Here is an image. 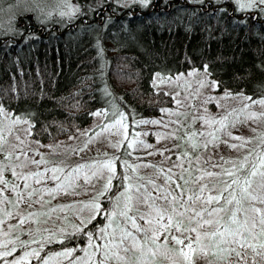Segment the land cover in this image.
I'll return each mask as SVG.
<instances>
[{
  "label": "trees",
  "instance_id": "trees-1",
  "mask_svg": "<svg viewBox=\"0 0 264 264\" xmlns=\"http://www.w3.org/2000/svg\"><path fill=\"white\" fill-rule=\"evenodd\" d=\"M77 2L80 11L69 22H43L30 12L0 31V107L32 120L36 145L79 136L94 112L113 103L130 129L137 120L174 116L176 97L152 84L157 71L175 76L206 65L218 92L264 98V11H241L236 0H136L125 8L115 0ZM122 174L118 168L99 200L108 212L107 196L117 193ZM107 226L99 215L81 228ZM84 231L40 236L21 229L14 236L42 241V256L71 248L79 256L88 246ZM16 248V257L30 250Z\"/></svg>",
  "mask_w": 264,
  "mask_h": 264
},
{
  "label": "snow or ice",
  "instance_id": "snow-or-ice-1",
  "mask_svg": "<svg viewBox=\"0 0 264 264\" xmlns=\"http://www.w3.org/2000/svg\"><path fill=\"white\" fill-rule=\"evenodd\" d=\"M139 2L146 4L148 0ZM236 3L241 11L248 9L264 11V0H236ZM69 7L70 11H61L60 15L71 17L79 11L71 5ZM204 69L207 73L206 65ZM204 83L202 81L201 86H204ZM208 83L212 87H219L215 81ZM237 96L264 109V98L252 100L242 93ZM250 104H245L243 108L248 109ZM0 113H4L2 107ZM235 113L236 109H232L219 119L208 115L199 117L205 129L198 133L187 132L186 142H190L191 149H201L204 152H208L210 146L217 147L219 143H223L238 150L241 153L239 156L229 160L220 156L214 160L213 154L208 152L207 159L201 160L199 154L193 159L192 155L185 151L178 156V162L166 170L158 169L151 177L124 174L117 193L114 196H107L112 203L110 212L102 208L99 200L112 189V182L117 174L114 163L117 157L77 164L65 172L63 162L57 164L43 157L40 160L27 157L26 148L21 147L25 140L20 131L28 136L31 135L30 128L17 130L14 127L21 123L27 124V121L12 116L9 125L4 126L0 122V152L8 146L11 150L7 151V159L12 161L15 155V163L10 168L0 161V184L8 183L3 178V173L8 170L17 176V179L25 181L23 187L28 189L26 195L19 192V185L12 184V190L17 191L19 195L18 203L23 201L25 206L30 208L32 203L39 202L31 199L37 192H57L68 188L74 191L77 175L88 169L91 177L105 182L96 190L93 200L84 205L88 209V215L82 224L86 227L87 223H91L99 215H104L108 219L107 227L96 230L99 236L96 232L77 228L78 231H84L88 238V249H91L84 250L82 257L74 255L75 248L42 256V241L32 239L29 242L18 235L15 240L0 241V264H31V257H34L38 264H60L61 257L67 260L68 264H160L161 257L167 260L168 264H264V134L253 139L233 135L230 129L235 127V123L230 122L229 117ZM94 115L101 113L97 112ZM4 118L9 119V114L5 113ZM246 119L264 124V110L259 113L251 111ZM124 120L123 113H120L115 124L123 127L126 138L127 126L123 124ZM139 123L149 121L141 120ZM112 126L114 125H109ZM164 127L167 128L168 125L165 124ZM172 135L174 133L169 134ZM223 136H227L228 139H222ZM9 137H14L18 143L10 144ZM229 140L237 142L229 143ZM135 143L136 141H132L127 146L132 148ZM140 143L143 145L142 141ZM112 147H120V142L112 144ZM105 156L107 157V154ZM41 164L52 166L45 167L43 171H24L30 165L39 168ZM125 166L133 172L140 167H156L132 166L128 165L127 161ZM89 172L84 173V181L96 189V185L91 183ZM47 173H51L49 178L56 182L55 188H30L27 183L30 178H36L35 183L40 184L39 178ZM3 191L4 189L0 188V192ZM42 200L43 195L40 196V201ZM0 211L12 216L6 209ZM34 215L36 214L28 213L29 217ZM26 219L21 218L19 225H9L8 228L23 225ZM0 225H3V220H0ZM28 231L32 235V230ZM0 235L7 237L9 232L0 229ZM48 242H52L51 238ZM17 244L21 249L30 248V245L37 247L30 248L24 251L22 256L16 257L14 253L17 251ZM9 257L12 259H8Z\"/></svg>",
  "mask_w": 264,
  "mask_h": 264
},
{
  "label": "rangeland",
  "instance_id": "rangeland-1",
  "mask_svg": "<svg viewBox=\"0 0 264 264\" xmlns=\"http://www.w3.org/2000/svg\"><path fill=\"white\" fill-rule=\"evenodd\" d=\"M109 1L113 0H99L101 4H107ZM115 1L120 2V6L124 8L133 3V0ZM69 5L80 11L77 0H0V31L2 32V30H5L4 28L15 26L16 19L20 18L23 13L29 14L30 12L37 14L43 22L60 19H63L64 23L69 22L79 13L78 11L71 17L67 15L61 16V11L67 12L71 10ZM202 81L205 82L204 86H201ZM210 81H212L210 73L208 70L205 73V69L176 74L175 76L168 73L162 74V72L157 71L153 77V86L172 93L176 97V102L180 101L172 111L174 116L169 119L143 120L149 121V123H139L141 120H137L134 121L135 125L130 129L127 115L113 103L109 106L110 108L94 112H99L101 115H94L92 122L82 130L79 136L62 139L57 143L38 146L29 135L25 136L23 131H20L22 138L25 140V144L21 147L26 148L27 157L36 160H40L43 157L45 160L57 164L63 162L62 167L65 168V172L77 164L92 163L108 157H117L118 159L114 161L115 167L116 170L119 168L123 173L122 175H139L145 178L153 176L160 168L166 170L171 167L173 163L178 162V156L185 151L189 152L193 159H195L197 154L201 156V160L207 159L208 152L213 154L214 160L220 156H223L226 160L235 159L241 153L223 143H219L217 147L210 146L208 152H204L201 149H191L190 142H186V133L189 131L198 133L205 129L203 122L199 119L201 116L208 115L219 119L226 112L236 109V113L229 117V121H234L235 123V127H232L230 131L235 136L253 139L264 134V124H257L252 120L246 119V117L251 111L259 113L264 109L258 104H250L249 101L242 99L237 94L218 92L217 87L209 85L208 82ZM103 92L108 93L107 86L103 87ZM226 93L228 94L227 96ZM243 96L246 97L244 94ZM245 104H250V107L244 109L243 106ZM3 109L4 113H0V122L4 126L10 124L12 116H18L22 121H27L28 123H21L14 127L17 130L30 128V131H32L33 122L31 119L16 114L14 111ZM5 113L9 114V119L4 118ZM120 113H123L125 117L123 124L127 126L126 138L123 127L115 124V121L119 119ZM151 121H161L162 123H151ZM165 124L168 125L167 128L164 127ZM109 125L114 126L109 127ZM171 133H174V135L169 136ZM5 135L7 136V133ZM8 139L10 144L18 143L14 140V137H9ZM198 139L199 137L196 138L197 141ZM222 139H228V137L223 136ZM118 141L120 142V147L113 148L112 144ZM132 141H136V143L132 148H129L127 145L132 143ZM141 141L143 145H141ZM236 142L229 140V143ZM85 144H87V147H85ZM146 145H151V147H146ZM80 149H83V151H80ZM165 149H170L171 151H164ZM8 150L11 149L5 146V150L0 152V161H3L10 168L15 163V155L13 160L9 161L7 159ZM149 153L153 154L149 155ZM18 154L17 152L16 155ZM105 154H107V157ZM167 157H171V159H167ZM125 161L132 166L154 165L155 163H157V166L155 168L140 167L136 172H133L125 166ZM51 166V164H41L37 168L36 165H30L24 171H43L45 167ZM85 172H89V170L84 169L77 175L74 182L76 185L74 191L72 188H68L57 192H37L31 199L39 202L32 203V206L28 208L23 201L17 202L19 200L18 192L12 190V184L19 185V192L26 195L28 189L23 187L25 181L17 179V176L13 175L10 170L5 171L3 178L8 183L0 184V188L4 189L3 192H0V210L6 209L7 212L12 213V216L5 215L4 211H0V220H3V225H0V229L9 232L7 237L0 235V241L6 239L15 240L16 236L14 235L17 232L19 233L21 229L26 231L31 229L35 235L55 236L58 235L57 232L61 233L69 228L77 229L84 226L82 221H86L88 215V209L84 205L93 200L96 190L101 188L105 182L91 177L89 172L91 183L96 185V189H93L84 181ZM50 176L51 173H47L44 177H40V184L35 183L36 178H30L27 183L30 188L34 189H53L56 187V182L52 181L49 178ZM41 195H43L42 201H40ZM29 212L36 215L29 217ZM25 217L27 219L23 225L12 229L8 228L9 225H19V220ZM84 250L91 251L87 246L79 256L82 257L84 255ZM59 262L60 264H68V261L62 257L59 258ZM161 264H168V261L165 260V263L162 262Z\"/></svg>",
  "mask_w": 264,
  "mask_h": 264
}]
</instances>
